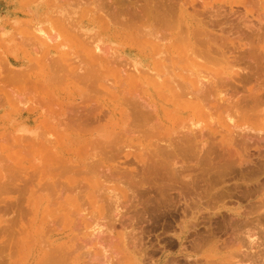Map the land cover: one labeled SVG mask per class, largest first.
<instances>
[{
	"label": "rangeland",
	"instance_id": "rangeland-1",
	"mask_svg": "<svg viewBox=\"0 0 264 264\" xmlns=\"http://www.w3.org/2000/svg\"><path fill=\"white\" fill-rule=\"evenodd\" d=\"M66 1L68 2V0ZM66 1H56L39 4L34 0H0V264H43V253H49V257H51L53 250H57V252L59 250V253H56L55 255L61 256L65 252L67 247L74 243V241L70 239L77 234L76 231H73L74 229H70L67 223V216L70 212H72V210H74L77 206L81 205L84 202L82 204L83 208V205L85 206L86 201H88L87 196L89 194L90 187L89 179H91L92 175H89V172L86 175L87 170L85 171L83 169H80L83 162L82 160H84L86 163L99 160L97 161V164H99V168L101 166L105 167L108 165H116V163H119L121 165V162L124 163L125 161L122 156V159L120 158V160H117L116 162H112L110 160L109 162L107 161V159H104L105 156L101 157L99 156V154L98 156L97 154H95L99 151V149L97 148L98 146L95 147V144H93L96 148L95 149L93 145H90L92 144V142L90 143V141L93 139L90 136L95 131L94 129L98 126V124H93L90 121L98 112H100V110L105 111L104 106L106 102L112 101L114 95L112 96L111 92H104V90H102L101 92L99 91L100 93L98 92V94H96L95 92H97V90L95 88H92L94 87V85L90 84L89 82L88 84H90V86L88 87V84H85L87 83V81H84L82 83V79L77 80L69 77L67 79L64 78L65 80H63L62 82V80H59L61 79V74L57 72L58 69H56V66L58 63H61L63 59L68 64L71 63L74 66H77V54L81 52V43L83 42V39L86 38L87 35H94L97 33V31L107 29H109L113 34L112 46L114 48V51L123 53L124 55H128V57L131 58L134 57L133 61L138 59V51H148L152 48L150 39H147L149 37H145V35L139 31L140 29H142V21L139 19L140 17H138V15L142 16L141 11L143 9L141 8H143V2H139L137 0H70L72 3L70 1L69 3H67ZM191 3L194 5V11L197 10L200 12L204 9H211L219 4H223L228 8H234L239 4V0H189L187 5V8H189L187 9V14H185V20L192 30L195 29V32L198 30L201 31L209 28L210 21L209 19L201 16L200 13L202 12H198L200 15L195 16L196 14H193L195 12L192 11L193 7L191 6ZM235 9L236 8H234V10ZM36 14L37 16H35ZM61 14H66L65 16L63 15V18L69 19V21H66L65 23L63 21L61 22V19H59V16H61ZM223 15L221 14V17L212 19L216 20V22L220 26L215 27L214 29L211 28L212 30L209 29L213 32L214 36L217 37V44L215 46V49H220V51L226 52L227 50H232V48H247L251 45H254V48L257 51L264 49V29H259L257 27V22L250 14L246 18L243 15L242 18H240L241 16L238 18L237 16L229 18L227 12H225V14L223 13ZM57 20L60 23H55L57 22ZM221 22L222 24H219ZM52 23L54 25H52ZM38 27H41L49 35L52 34L53 38L55 36H58V34L56 31H51V29H61V36H58L57 40L49 41L46 37L36 32V29ZM94 36L96 37L97 35ZM177 45L178 47H180V50H178V48L174 49V71L178 74V76L180 75L185 82H188L189 79H191L190 72H196L200 76L206 77L208 82L216 81V90L214 88L213 91L217 95H219V98L215 99H220V102L215 110L207 111L203 108V112H205V118H203V121L201 123V129L197 130L200 133H198L199 137H197L195 141L199 145H203L204 143V149L198 150L200 153H197L195 157L192 155L190 156L194 158V160H192V158L188 156L189 154L186 155L189 159L185 158L186 156L183 155L184 153L180 152V148H178L180 149V151H176L179 152L180 156L176 155L177 153L174 151L177 149H174V147L177 148L180 145L179 144L177 146V143L176 145L173 144L175 145L174 147L173 145L170 146L169 149H171L170 151H172L170 153V156H172L173 154L174 156L172 157L176 159H174L176 162L180 161V163L178 162L180 165L174 162L176 166H174V164L172 166L171 164L173 161L170 160L171 157L167 158V156L165 155V157L169 159V161H171V164L167 165L169 162H166L167 160L164 158V156L162 159L161 154L163 153H161V151V157L159 156L158 160L155 161L154 159L153 162L151 161V164L150 161L146 160V158L151 154L149 152L151 151L153 153V151H155V147H153L152 143L158 140L156 137H167L168 139L175 136L176 133L174 132H176V130L175 128H172V124L166 125V127L164 128L156 127L153 131L154 133H151L149 136L136 137L135 140L130 143V145H132V150L128 151L130 153H132L131 151H134L132 155L134 154L138 158L133 159V157H130L128 160H131V164L128 163V165L126 164L125 167L128 169H134V171L136 169L137 172L139 171L137 175H141L137 176V178L135 177V174L134 177L137 181L135 180V182H133L134 186L128 188L123 187L124 189L121 191L120 196L121 200H123L122 202L125 204L126 201H129L128 203H126V207L123 204V208H125L123 209L124 211H121V215L124 216H122V221L126 222V225H124V223L122 222L123 227L128 225L127 223L129 222V219L130 224L132 225L131 227L128 226L130 229H128V227L123 228L122 226L118 225L119 227L117 226V229H115L113 232L114 234H112V236H114L113 241L116 244L115 239L116 241L118 240L117 243H121H119V247H123L124 244L121 242V239L127 246L128 244L126 243H130L132 241V237L133 239L135 237L136 242L140 243L139 245H137V247L142 246L141 248H144L148 252V254L146 253L144 255V250H141L138 247L137 250L135 249L136 251L134 250V253L132 250V245L130 247V244H132L133 242L130 243L127 247H130L131 249L127 248V252L131 254V264H142V261L146 260L147 256L149 259H151L149 260L147 258V260L144 261L143 264H168V261H171L172 259L173 261L170 262L172 264H190L191 262V264H195L198 259L201 261L203 260L202 262H204V264H211L206 263V261H213V264L214 262H216V264H221L222 262L224 264H233L234 261L237 263V260H235L234 257L239 256L235 253H239L240 251L241 254V250L242 252H246L244 253L245 255L241 254L243 258L245 257V260H240L239 258V262L245 261L244 263L246 264H264V219L263 217H261L264 214H260V216H258V214L262 213V211L264 210L263 206L260 205L261 200L264 201V142H262L261 145V142L258 141V143H256L257 141L252 140L253 143H251L250 139L252 138V134H249L247 130L241 127L244 126L245 128L247 124H249L250 120L249 117H246L247 115L250 116V114L252 115L253 113H255L253 114L255 116L256 114H258V111L256 112L255 109L250 110L251 113L248 109L249 114H247L248 111L245 109V99L240 98L243 87L246 86V89H248L252 84L247 82L248 84L240 85V83L234 82L231 85H221V82H223L224 80H234L236 76L243 71V65L234 62H228L221 56L220 53H208L205 51L204 47H194V50L191 51L190 47H188L187 45V42H183L180 45ZM168 62L170 64L168 66H171V61ZM191 62H193L197 66V68L191 71H187V69L189 68L187 67V64ZM113 66H116V64ZM12 70L14 74L11 75ZM107 71L108 73L104 71L105 74L111 76L112 71L109 68ZM182 78L177 79V81L180 82V85L183 81ZM174 83L172 84L174 85ZM145 87L146 86L144 84L138 83L129 88L131 91L141 92ZM237 91L240 93L238 96L236 95ZM172 94L173 93H171V91H168L164 96H156V98H182L173 96ZM89 99H91L92 102H90ZM92 106L94 107L92 108ZM248 107L249 106H247L246 108ZM260 109H262V107ZM91 112L94 114V116ZM90 114L93 116L92 119V116ZM184 117H186V115ZM231 119L233 121H231ZM105 120L106 117L102 120L101 123L104 124ZM228 120L231 122V124ZM84 121H86V123ZM88 121L93 124L95 128H92L93 126L91 124H88V126L92 127L87 128ZM82 123L85 124L83 125ZM227 125H229V127ZM83 126H85V129L82 128ZM239 127V130L236 129ZM241 129L243 131V134L241 133ZM236 130L239 131L238 133L240 135L236 133ZM195 133L197 132L195 131ZM235 134L238 135L236 136ZM241 134L244 135V138H247H245L246 140H249L247 142H244L246 140L243 139L242 141ZM247 135H250L251 138H248L249 136ZM236 139H239V141ZM235 143L239 144L236 145L238 146L239 150H237L238 148H236V146L234 145ZM216 144L219 145L217 146ZM219 146L223 149L224 147L226 148L232 146V149L234 148L233 152L231 151L232 149L230 147L229 149H231L230 151L233 153V156L232 154V157L230 155L228 156L226 152L223 151V149L219 148ZM258 146L263 147L259 148ZM218 150L220 153H222L223 156L219 154ZM234 150L236 153L234 152ZM91 151L92 155H90ZM237 151L241 152L237 153ZM163 152H166V154L168 153L169 155V151ZM259 153L262 154L259 156ZM93 155L96 157L93 158ZM181 155L185 156V159ZM200 155H203V157ZM247 155H249L248 157L251 160L245 158ZM198 156H200V160L201 157L202 160L204 159V162L201 160L203 164H197L200 161H196L198 159H196V157ZM215 156L220 157H218L219 159H217V157ZM230 157L235 162L237 160L238 165L236 163V165L233 164L234 162L230 159ZM139 158L147 161L146 167H152L153 165H155L152 163H157V166L166 164L165 166L167 169L172 166L174 167V170L171 167V169L169 168L171 172L168 170L169 172L167 171V173L164 170L163 165L161 167L163 168L164 172L160 171L161 167H156L160 171L159 174H161L162 178L160 177V175L157 176L158 170L154 167L153 169L155 171V175L154 171L152 172L151 170L152 168H148V173H146L147 169L146 171L145 169L141 170L142 172H144V174L142 175L140 170H138L141 168L138 167L139 165H137V160ZM186 159L189 160V163ZM190 159L192 160V162H190ZM239 159L245 162L240 163L241 160ZM160 160H163L165 163H163V161L160 162ZM79 161L81 164L79 163ZM194 161H196V163ZM207 163L209 165H207ZM229 163L231 164V166L234 165V167H229L227 165ZM219 165L221 167H219ZM226 165L230 169L227 168ZM68 166L72 168L69 169ZM116 166H118V164ZM184 166L188 169H186ZM78 167L81 171L83 170L85 172H79ZM192 167H194V169ZM208 168L212 169L208 170ZM248 168L250 171L248 170ZM196 169H201L200 171L205 176H203V174L200 175V171L198 172ZM202 169H206V172H203ZM224 170L226 171V173L223 172ZM174 171H176L177 173ZM219 171L223 172H221V175L223 174V176H221L220 174L219 176H217ZM229 171H234V173L231 172V175ZM75 172L78 173L76 174ZM178 172L180 174H178ZM242 172H245V176L243 177V179L242 176L244 174ZM163 173L169 175L171 173V177L165 174L166 176H168L167 179V177L163 175ZM215 173H217V175ZM240 173L243 175L241 176ZM225 174L227 175V177L224 176ZM175 175L177 176L174 177ZM212 175L217 180H219L220 177H224L223 180L229 177L230 182H227L225 180V182H220H224V184H216L217 182H214L217 180H214V178H212V181L211 179L209 180V176L211 178L213 177ZM253 176L255 178H257L258 176L260 177L255 180ZM196 177H198V181ZM251 177H253V179H251ZM170 178L174 179L171 180ZM194 178L195 180H193ZM155 179L156 181L159 180V182L157 181L158 184ZM169 179L170 181H168ZM176 179L180 180L176 181ZM207 180L209 181V183H207ZM182 181L187 182L186 184L190 182L188 190H192L191 192L189 191V194L193 192V196L190 194L192 198L188 196V201L186 198L187 195H185L188 194V191H185L187 190L185 188L186 185L185 187H183L185 183H183ZM55 182L57 186L55 185ZM146 182L149 184H147ZM108 183H110L108 185H115L113 182ZM167 183L170 186H174V188H179L177 189L179 191L175 190L176 188H173V191L170 190V186H168L169 190L166 187H163L166 186L165 184ZM193 183L196 184L197 188L200 185L199 188L197 189L195 186H193L195 185ZM161 184L162 186L160 187ZM213 184H215V187L213 186ZM232 184L236 187H233ZM46 185L47 187H45ZM85 185L88 188L85 187ZM203 185H205L204 189ZM228 185L229 187L231 186L235 188H229V190H234L233 192L224 190L225 186H227L228 188ZM48 186L51 189H49ZM191 186L193 189H191ZM250 186L257 189L256 192H254L255 189L253 190ZM157 187H160V189ZM182 187L183 189H185L184 191ZM211 187L213 188L209 191V188ZM246 187L249 189L251 196L253 195L252 198L251 196H249L250 193L249 195L247 194L248 192H245L244 194V190L247 189ZM70 188L72 191L70 190ZM132 188H134V193L131 192ZM143 188L146 190H144ZM155 188H157L158 190L156 189V191ZM84 189L87 190L85 191ZM126 189L130 191H127ZM136 189H138V191ZM162 189L166 190V193ZM206 189L207 191H209V194L205 195L207 197L204 199L203 197ZM69 190L71 191V193H69ZM159 190L160 192L165 193V197H167V193L170 192L168 194L170 196L168 197L170 200L174 199L173 202L170 201L168 197L165 198L164 194H162L164 199L160 198L162 196L160 192L158 193ZM123 191L125 192L123 193ZM182 192H184L183 195ZM218 192H220L221 195H223L224 193H226L227 195L229 193L231 195V193H233L235 197L233 194V196L231 195L230 198H224L228 197L229 195L224 196L222 197L224 200L220 199L223 202H220L219 198L221 197H219L220 194H217ZM221 192H223V194ZM199 193L203 194H201L202 197H200L201 195ZM195 194L200 199L196 196L194 197ZM216 195H218L219 198ZM245 195L246 197L248 195V197H244ZM130 196L132 197L130 198ZM210 196L213 198H217L218 201L222 203L219 205L216 203L217 205H215L218 207H215L216 209L214 208L213 211L209 208H213L212 206L215 202L212 200H214L215 198L210 200ZM149 198L150 201L147 202V204L149 205H147L145 202L147 199L149 200ZM60 199H62L63 202H60ZM156 199L162 200L157 201ZM166 200L169 203H167ZM198 200H200V202ZM151 201L152 204H150ZM194 201L196 202V204ZM209 201L212 203H210ZM130 202L133 206V210L131 208ZM163 202L164 204L167 203L168 207L171 202L173 203L170 204V207H172L168 208L170 211H168V209L166 208L167 205H165L166 207L163 206L164 204L162 205ZM251 203H254L253 206ZM258 204L260 206H258ZM206 205H209V208H206ZM145 206L150 207L151 210H149V208L146 209L147 207L145 208ZM246 206L249 207V209L246 208ZM255 206H257L259 212L258 210H256ZM151 207H155V209ZM162 207H164L165 209H162ZM84 208H86V206ZM141 209L149 210V213H151L153 210H157V213L159 215L161 213V217L159 216L160 218H156V220L152 223L150 222L148 225H145L141 222L143 221L142 216L144 215V210L142 211ZM196 209L198 211L200 210V212H197ZM250 209L252 210L250 211ZM253 209H255L256 211ZM135 210L140 212L137 213L138 215H136L138 221V216L141 215V224L139 223L140 227L138 225L137 218L131 216L134 215L133 213H135ZM125 211H128L129 214ZM244 212H248V215ZM216 213H218L219 216ZM169 214H172V216H170ZM229 215L231 216V218ZM162 216L164 217L162 218ZM256 216L260 217L261 219H257ZM58 217H60L59 219L61 220H59ZM127 217L129 218L127 220L128 222L125 220V218L127 219ZM57 219L61 222H59L60 224L57 222ZM228 219H232L231 222ZM189 221H191V223ZM256 221H260L261 224H258ZM188 222L191 225L187 224ZM232 222L233 225L231 224ZM250 222H252L251 226ZM192 223L198 224L197 227L194 225V227L190 229V231L195 229L194 232L192 231L190 233L188 231V227L193 226ZM142 224L145 227H142ZM58 227L60 228V230ZM126 228L128 231H125L127 232L124 231V229ZM231 228H233V230ZM64 231H66V234L63 233ZM210 231L211 233H208ZM141 232H143L144 234ZM128 233L129 236L130 234L134 233L132 234V237H130L131 241L130 238H128L129 240H123L125 236H128ZM192 233H194L195 235ZM243 233L246 235H244ZM70 234V238H63L64 236ZM208 234L215 236L212 237ZM216 234H218L217 237ZM249 234L253 235V244L248 243L249 241L247 240V238ZM191 235H193L194 237ZM219 236H221L223 239ZM209 237H212L214 239L208 241L209 239L207 238ZM224 238H226V241L224 240ZM195 239L198 241H196ZM205 239H207L206 242L208 241V245L205 243ZM241 239H243V241ZM200 240L204 242H199ZM193 241L196 242V245L198 242L201 244L195 246L193 245L195 244ZM224 241L228 242L225 243ZM159 242L161 244H159ZM240 242L242 243L241 246L239 244ZM220 244L221 246L222 244H224V247H221ZM133 245L135 246V242L133 243ZM243 245L245 246L243 247ZM218 246L220 247L218 248ZM196 247H198V249ZM245 247H248L249 250ZM194 248L197 249L196 251L200 250L199 253L195 252ZM75 249H77L76 246L73 248L71 247L69 250L73 252V250ZM130 251L133 253V255ZM146 251H144V253ZM247 252L253 253H248L250 254L248 256ZM254 252H256L255 255H253ZM136 253L138 254L136 255ZM140 254L141 257L143 255L144 256L140 258ZM230 254L231 258L228 257ZM247 256L248 258L246 259ZM144 257L145 259H143ZM206 257H208L207 260ZM51 259L52 258H50V260ZM189 259L190 263H188ZM192 259H195L196 261H193ZM230 259H233V262ZM236 259L238 258L236 257ZM86 261V259H81V261H74L71 256L69 257V260H66V262L58 261L57 264H87L85 263ZM109 261L110 260H108V262ZM242 262L241 264H244Z\"/></svg>",
	"mask_w": 264,
	"mask_h": 264
},
{
	"label": "bare ground",
	"instance_id": "bare-ground-1",
	"mask_svg": "<svg viewBox=\"0 0 264 264\" xmlns=\"http://www.w3.org/2000/svg\"><path fill=\"white\" fill-rule=\"evenodd\" d=\"M14 1V0H13ZM36 2H38L39 4H45V3H49V2H64L66 0H34ZM70 0H68L67 3H69ZM75 1V0H74ZM77 1V0H76ZM85 1V0H84ZM103 1V0H102ZM106 1V0H104ZM109 1V0H108ZM124 1V0H122ZM126 1V0H125ZM137 1H141L143 2V9L141 11L142 13V16L138 15V17H140L139 19L142 21V29H140L139 31L141 33H143L145 35V37H149L147 39H150V42L152 44V48L148 51H138L137 55H138V59H136L135 61H133L134 57L131 58V57H128V55H124L123 53H119V52H116L114 51V48L112 46V39H113V34L110 32L109 29L107 30H101V31H97L96 34L94 35H97L96 37L94 35H90V36H86V38L83 39V42L81 43L82 45V49H81V52L77 54V61H78V64L77 66H74L73 64L71 63H67L64 59L62 60L61 63H58L57 64V68L58 69V73L61 74L60 77L61 79L59 80H65L67 78H72V79H77V80H80L82 79L83 81H81L82 83L84 81H87V83L85 84H88L90 82V84H93L94 87L92 88H95L97 90V92H94L96 94H98V92L104 90L107 91V92H111L112 96L114 95V98H112V101H107L104 108H105V111H102L100 110V112H98L94 118L93 116L91 117V121L93 124H98V126L95 128L93 124H91L89 121L87 123V126L88 124L92 125V126H88L87 128H95L94 132L91 134V138L95 139V140H91L90 143L92 142V144H90L91 146L93 144H95V147H97L99 149L98 152H96L95 154H99V156H105L104 159H107V161H112V162H116L117 160H120V158L122 159V156L124 158V163L121 162V165L119 163H116V165L118 164V166L116 165H108V166H105V167H100L99 168V164H97V161H93L94 162H88L86 163L84 160H82V164H81V167L80 169H83V170H87L86 171V175L88 174L89 172V175L91 174L92 177L91 179H89V183H90V187H89V194H88V201H86L85 203V206L86 208H84L85 206L83 205V208H82V203L81 205L77 206L74 210H72V212H70L67 216V223L70 227V229H74L73 231L77 232L76 236L74 235L73 238H71L70 240L74 241L73 244L69 245V247H67V249L65 250V252L60 256H56L55 254L59 253V250L57 252V250H53L52 251V254H51V257L49 253H46L44 252L43 253V264H47V263H51V264H57L58 261H62V262H66V260H69V257L72 256V259L74 261H81V259H86L87 261L85 263L87 264H131L130 262L132 261L131 259V254L127 252V246L130 244V243H134L135 242V246L132 244H130V247L132 245L133 247V252L135 253V251L138 249L137 245H139L140 243L136 242L135 240V237L133 239L132 237V234H130L129 236V233H128V236L125 238L124 236V239L123 240H126L130 237H132V241H131V238H130V243H126L128 244L127 246L125 245V243L122 241L121 239V242L126 246H124L123 244V247L120 246L119 247V243H117L116 239H115V242L116 244L114 243V236H112V234H114V230L117 229V226H122L123 227V223L124 225H126V222H123V218L121 215V211L126 207V203H128L129 201H126L125 204L122 202L123 200H121V191L125 188V187H133L134 183L135 182V177L141 175H137V172L136 169L134 171V169H128L125 167V165L128 163L131 162V160H128L130 157H133V159H136L138 158L137 156H135L134 154L132 155V153H134V151H131L132 153H130L128 150H132L130 143H132L136 137H139V136H149L151 133H154V129L156 127L158 128H164L166 127V125H170L172 124V128H175L176 133L175 136L173 137H170L167 139V137H163V138H158L156 137L157 141H155L154 143H152L153 147H155V151H153V153L150 151L149 153H151L147 158L146 160L147 161H150V164H151V161L153 162V160L155 159L158 160L159 156L161 153L162 155V159H163V156L164 158L167 160H165L166 162H169L167 165L171 164V161L172 162V166L174 164V162L176 164H179L180 161L176 162L175 158L172 157L174 156L172 154V156H170L171 152L170 151L171 149H169L170 146H172L173 144L176 145L177 143V148L174 147L175 145H173L174 149H177L175 150L174 152L176 151H181L182 153H184L183 155H188L189 157L192 155V156H196L197 153H200L198 150H203V145H199L196 143V138L199 137L198 136V132L197 130L201 129V123L203 121V118H205L204 116V113L203 112V108L206 109L207 111H210V110H215L216 107L219 105V102H220V99H215V98H219V95H217L213 90L215 88V82H208L207 78L206 77H203V76H200L199 74H197L196 72H190V77L191 79H189L188 82H185L184 79L180 76H178V74L174 71V66H175V63H174V49H177L180 50V47H178L177 44H181L183 42H187V45L188 47H190V50L193 51L194 50V47H204L205 48V51L208 52V53H220L221 56L223 58H225L228 62H234V63H238V64H242L243 65V71L238 74L236 76V78L234 80L232 79H228V80H224L223 82H221V85H231L232 83L234 82H237V83H240V85H243V84H248L247 82H249L251 85V87H249L248 89H246V86L243 87L242 89V92H241V96L240 98H244V102H245V109L248 111L250 110H256V112L258 111V114H256L255 116L253 114L252 115L250 114V116H248L247 114H249V111L248 113L245 115L246 117H249V124H247V126L244 128V126H241L243 129L247 130V132L250 134H252V138H255V139H252L250 135H247L249 136L248 138H251V143L252 140L253 141H257L256 143L261 142V145H262V142H264V49L262 50H259L257 51L255 48H254V45H251L250 47H247V48H232V50H227L226 52L225 51H220V49H215V46L217 44V37L214 36L213 32L210 31L212 30L211 28H215V27H219L220 25H218V23L216 22V20H212V19H216L218 17H221L220 15L223 13L225 14V12H227V14L229 15V18H233V17H240L242 18V15L246 18L249 14L254 18V20L257 22V27L259 29L263 28L264 29V0H239V4L236 5V8L234 10L233 7H225L223 4H219L211 9H204L203 11H200L202 13H200L199 11H194V5L192 4L191 6L193 7V14H196L195 16H199L201 14L202 17L204 18H207L209 19V25L210 27L205 29V30H198V31H195L191 29V27L188 25V23L186 22V16L185 14H187L186 12L188 11L187 9V5H188V2L189 0H137ZM71 2V1H70ZM66 3V4H67ZM72 3V2H71ZM195 4V3H194ZM111 5V4H110ZM197 5V4H196ZM139 7V6H138ZM137 7V9H138ZM142 7V6H141ZM227 8V10H226ZM200 14H199V13ZM198 13V14H197ZM63 15L65 16L66 14H61V16H59V19H61V22L63 21L64 23L66 21H69V19H65L63 18ZM37 16V14L35 15ZM225 16V15H223ZM47 17V16H46ZM55 23H60L58 20L57 22ZM68 24V23H66ZM219 24H222L219 23ZM52 25H54L52 23ZM210 29V30H209ZM209 30V31H208ZM51 31H56L58 36L60 37V32H61V29H51ZM36 32L40 33L41 35H43L44 37H46L49 41H52V40H57V37L58 36H55L53 38L52 34L49 35L46 31H44L41 27H38L36 29ZM256 50V51H255ZM229 53V54H228ZM228 54V56H227ZM136 57V56H135ZM168 61H171V66H168L170 65ZM116 66H113L115 65ZM83 65V66H82ZM170 67V68H169ZM187 67H189L187 69V71H191V70H194L197 68V66L191 62L189 64H187ZM108 68L112 71V74L111 76H108L106 73H108ZM112 68V69H111ZM106 69V70H105ZM11 70V69H9ZM103 71V72H102ZM105 71V72H104ZM20 72V71H18ZM9 74H10V71H9ZM14 74L13 70L11 71V75ZM16 74V73H15ZM18 76V75H16ZM65 78V79H64ZM182 78V83L181 82V85H180V82L177 81V79H181ZM176 81V82H175ZM176 85H175V83ZM138 83H142L144 84L146 87L143 88L144 90L139 92V91H131L129 87H132L134 84H138ZM174 83V85L172 84ZM90 84H88V87L90 86ZM183 84V86H182ZM87 86V85H86ZM92 86V85H91ZM97 86V87H96ZM101 89H99V88ZM232 87V86H231ZM110 89V91H109ZM213 92H212V91ZM216 90V88H215ZM168 91H171V93H173L172 95L173 96H176V97H182V98H156V96H164L166 92ZM99 92V93H100ZM240 92V90H239ZM238 91L236 92V95L238 96L240 93ZM103 93V92H102ZM101 93V94H102ZM246 93V95H245ZM89 98V97H88ZM90 102L91 99H89ZM94 104V103H92ZM91 104V105H92ZM247 106H249L248 108H246ZM94 106H92L93 108ZM262 107V109H260ZM84 108V107H83ZM78 109V108H77ZM260 109V110H258ZM85 110V109H84ZM83 111V110H82ZM89 111V110H88ZM251 113V111H250ZM89 115V116H90ZM186 115V117H184ZM84 116V115H83ZM87 116V115H86ZM106 117V120H105V123L102 124V120ZM229 117V116H228ZM89 118V117H88ZM89 120V119H88ZM230 120V118H229ZM228 120V121H229ZM231 121H233L231 119ZM86 123V121H84ZM230 122V121H229ZM84 123V124H85ZM83 124V123H82ZM81 124V126H82ZM83 124V125H84ZM101 124V125H100ZM229 124V123H228ZM231 124V122H230ZM226 126V125H225ZM229 127V125H227ZM80 127V126H79ZM232 127V126H231ZM236 127V126H235ZM82 128L85 129V126H83ZM98 128V129H97ZM179 130H178V129ZM234 129V128H232ZM236 129H240L239 128H236ZM83 130V129H82ZM178 130V131H177ZM236 130L238 133L239 131ZM195 131L197 133H195ZM223 132V131H222ZM233 132V131H232ZM242 129H241V133H242ZM246 132V131H245ZM246 132V133H247ZM173 133V134H174ZM197 135H195V134ZM202 133V132H201ZM235 133V132H234ZM239 134V133H238ZM238 134H235L236 136ZM243 134V133H242ZM242 141L243 139H245L242 135ZM202 135V134H201ZM233 135V134H232ZM240 135V134H239ZM246 136V134H245ZM240 137V136H239ZM202 138V137H201ZM200 138V139H201ZM199 139V138H198ZM247 139V138H246ZM245 139V140H246ZM234 140V139H233ZM239 141V139H236ZM249 140V139H248ZM248 140L244 141V142H247ZM232 141V140H231ZM48 142V141H47ZM234 142V141H233ZM238 143V142H237ZM250 143V142H249ZM48 144V143H47ZM50 144V143H49ZM151 144V143H150ZM232 144V143H231ZM246 144V143H245ZM244 144V145H245ZM88 145V144H87ZM165 145V146H164ZM217 145V144H216ZM219 145V144H218ZM217 145V146H218ZM235 146L236 145H239V144H234ZM233 145V146H234ZM241 145V144H240ZM151 146V145H150ZM201 146V148H200ZM248 146V145H247ZM94 147V145H93ZM94 147V148H95ZM231 149H232V146H229ZM229 147H224V149L222 147L219 146V148L223 149V151L226 152V154L229 156H233V149H229ZM246 147V146H245ZM259 147V146H258ZM263 147V146H262ZM262 147H259V148H262ZM180 148V149H178ZM200 148V149H199ZM236 148H238V146H236ZM250 148V146H249ZM96 149V148H95ZM97 149V150H98ZM135 149V148H134ZM220 149V150H221ZM226 149V150H225ZM241 149V148H240ZM137 150V149H136ZM173 150V149H172ZM232 152H231V151ZM239 150V148L237 149ZM260 150V149H259ZM161 151V153H160ZM163 151H169V155L168 153L166 154V152H163ZM191 151V152H190ZM205 151V150H204ZM203 151V152H204ZM222 151V152H223ZM264 151V150H263ZM196 152V153H195ZM219 152V150H218ZM231 152V153H230ZM235 152V150H234ZM241 151H237V153H239ZM257 152V151H256ZM177 154L176 155H179V152H176ZM181 153V154H182ZM194 153V154H193ZM236 153V152H235ZM94 154V155H95ZM202 154V152H201ZM219 154L222 155V153L219 152ZM243 154V153H242ZM262 154V153H261ZM259 153V156L261 155ZM264 154V152H263ZM90 155H92V151L90 153ZM93 155V158L96 157ZM109 155V156H108ZM131 155V156H130ZM165 155L168 157H171V161H169V159H167L165 157ZM181 155L183 158L185 156ZM218 155V154H217ZM220 155V156H221ZM235 155V154H234ZM252 155V154H251ZM144 156V155H143ZM180 156V155H179ZM188 156H186L185 158H187ZM203 157V155H200ZM196 157V161L198 162L200 159L199 157ZM218 156V157H220ZM223 156V155H222ZM221 156V157H222ZM231 156V157H232ZM249 155H247L245 158L251 160L249 157ZM257 156V155H256ZM161 157V156H160ZM202 157H201V160H202ZM217 157V156H215ZM214 157V158H215ZM217 157V159H219ZM230 157V159L233 161V159ZM258 157V156H257ZM173 158V159H172ZM184 158V159H185ZM192 158V157H190ZM260 158V157H259ZM86 159V158H85ZM175 159V160H174ZM189 159V158H187ZM186 159V160H187ZM216 159V158H215ZM224 159V158H223ZM222 159V160H223ZM237 159V158H236ZM88 160V159H87ZM96 160V159H95ZM144 160V159H138L137 160V165H139L138 167H140L141 169H138L140 170V172L142 173V175L144 174V172H142L141 170L147 169V172L148 173V168H152V172L154 171L153 167L156 168V167H161L163 166L164 167V170L167 172L169 170V168L171 169V167H169L168 169L166 168V164H163V165H160V166H157L158 164L157 163H152V164H155V165H150L152 167H146L147 166V161ZM179 160V159H177ZM181 160V159H180ZM184 160V161H186ZM191 160V159H190ZM192 160H194V158H192ZM192 160L190 162H192ZM201 160L197 163L200 165L203 164L201 162ZM204 160V159H203ZM202 160V161H203ZM241 160V159H239ZM109 161V162H110ZM163 161V160H162ZM160 160V162H162ZM188 163H189V160H187ZM196 161H194L196 163ZM217 161V160H216ZM231 161V162H232ZM85 162V163H84ZM101 162V161H100ZM105 162V161H104ZM159 162V163H160ZM204 162V161H203ZM220 162V161H219ZM225 162V161H224ZM223 162V163H224ZM234 162V163H233ZM232 163L233 164H237L238 165V162L236 160L233 161ZM244 163L245 161L241 160L240 163ZM106 163V162H105ZM149 163V162H148ZM163 163H165L163 161ZM217 163V162H216ZM226 163V162H225ZM228 163V162H227ZM239 163V165H240ZM131 164V163H130ZM134 164V163H133ZM235 164V165H236ZM252 164V163H251ZM70 165V164H69ZM105 165V164H104ZM180 165V164H179ZM182 165V164H181ZM205 165V164H204ZM207 165H209L207 163ZM229 167L231 166V164H227ZM226 165V166H227ZM242 165V164H241ZM149 166V165H148ZM174 166H176L174 164ZM178 166V165H177ZM225 166V167H226ZM227 166V168H229ZM245 166V165H244ZM69 167V166H68ZM78 167V169H79ZM146 167V168H145ZM183 167V166H181ZM179 167V168H181ZM185 167V166H184ZM217 167V166H216ZM215 167V168H216ZM219 167H221L219 165ZM231 167H234L231 166ZM72 167H69V169H71ZM166 168V169H165ZM186 169H188L187 167H185ZM194 169V167H192ZM191 168V169H192ZM199 168V167H198ZM79 169V172L81 171ZM157 169V168H156ZM162 169V170H161ZM172 169L174 170V167H172ZM177 169V168H176ZM183 169V168H182ZM190 169V170H191ZM212 169V168H211ZM208 168V170H211ZM226 169V168H225ZM230 169V168H229ZM227 169V170H229ZM231 169H234V168H231ZM242 169V168H241ZM245 169V168H244ZM247 169V168H246ZM68 170V169H67ZM82 170V171H83ZM149 170V171H151ZM158 170V169H157ZM163 168L161 167L160 168V171H163ZM178 170V169H177ZM189 170V171H190ZM198 172L201 170H198L196 169ZM203 170V169H202ZM206 170V169H205ZM205 170H203V172H206ZM249 170V168H248ZM69 171V170H68ZM81 171V172H82ZM83 171V172H85ZM158 170V175H160L161 177V174H159L160 172ZM170 171V170H169ZM168 171V172H169ZM179 171V170H178ZM194 171V170H193ZM236 171V170H235ZM250 171V170H249ZM73 172V171H72ZM136 172V173H135ZM167 172V173H168ZM171 172V171H170ZM176 172V171H174ZM181 172V171H180ZM184 172H185V169H184ZM187 172V171H186ZM215 172H218V171H215ZM222 172V171H221ZM221 172L219 171L218 175L217 173H215L217 176H219V174L221 175ZM224 173H226V171L224 170L223 171ZM222 172V173H223ZM230 172V171H229ZM234 173V171H231ZM230 172V173H231ZM76 173V172H75ZM78 173V172H77ZM76 173V174H77ZM157 173V172H156ZM177 173V172H176ZM201 173V174H200ZM200 175H202L203 173L200 171ZM243 173V172H242ZM245 173V172H244ZM243 173V174H244ZM260 173V172H259ZM83 174V173H82ZM136 174V176H135ZM166 173H163V175H165ZM178 174H180L178 172ZM182 174V173H181ZM214 174V173H213ZM229 174V173H228ZM239 174V173H238ZM243 174L240 173V175L242 176ZM80 175V174H78ZM151 175V174H149ZM154 175H155V171H154ZM162 175V176H163ZM166 175H169V174H166ZM165 175V176H166ZM171 175V173H170ZM169 175V176H170ZM230 175V174H229ZM228 175V176H229ZM232 175V173H231ZM264 175V174H263ZM135 176V177H134ZM145 176V175H144ZM177 175H175L174 177H176ZM195 176V175H194ZM198 176V174H197ZM203 176H205L203 174ZM213 176V175H212ZM223 176V174L221 175ZM224 176L227 177V175L225 174ZM245 176V174L242 176V179L243 177ZM87 177V176H86ZM156 177V176H155ZM159 177V178H160ZM167 179H168V176H166ZM171 177V176H170ZM200 177V176H199ZM234 177V176H233ZM254 177V176H253ZM253 177H251V179H253ZM260 177V176H258ZM257 177V178H258ZM88 178V177H87ZM138 178V177H137ZM145 178V177H144ZM154 178V177H153ZM158 178V179H159ZM162 178V177H161ZM197 178V181H198V177ZM212 178H210L209 176V180L211 179L212 181ZM224 177H220L219 180L215 179L214 180H217L215 181L214 183L216 184H224L225 180L227 182H230L229 180V177L225 180H223ZM232 178V177H231ZM230 178V179H231ZM236 178V177H235ZM239 178V177H238ZM255 178V177H254ZM255 178V180L257 179ZM171 180H173L172 178H170ZM170 179L168 181H170ZM204 179V178H203ZM202 179V180H203ZM222 179V180H220ZM241 179V178H240ZM248 179V178H246ZM250 179V178H249ZM250 179V180H251ZM263 179H264V176H263ZM85 180V179H84ZM134 180V181H133ZM177 180H180V179H176ZM192 180V179H191ZM195 180V178L193 179ZM206 180V178H205ZM213 180V181H214ZM229 180V181H228ZM233 180V179H232ZM56 181V180H55ZM137 181V180H136ZM139 181V180H138ZM144 181V180H143ZM156 181V179H155ZM154 181V182H155ZM159 182V180H157ZM156 181V182H157ZM161 181V180H160ZM166 181V180H165ZM208 181V180H207ZM219 181V182H218ZM221 181H224L223 183H220ZM234 181V180H233ZM238 181V180H237ZM246 181V180H244ZM81 182V181H80ZM107 184H106V183ZM108 182H113L115 185H108L110 183ZM148 182V181H147ZM146 182V183H147ZM157 182V184H158ZM164 182V181H163ZM172 182V181H171ZM184 184L183 187H185L186 185V189H183V191L185 190L186 192L188 191V194H185L187 195V201H188V196H190V194L192 195V193L189 194V191L191 192L192 190H188V187H189V183L186 184L187 182H184L182 181ZM181 182V183H182ZM194 182V181H193ZM202 182V181H201ZM200 182V183H201ZM249 182V181H248ZM59 183V181H58ZM78 183V182H77ZM87 183V184H89ZM145 183V184H146ZM152 183V182H150ZM174 183V182H173ZM178 183V182H177ZM209 183V181L207 182ZM50 184V183H49ZM61 184V183H60ZM83 184V183H82ZM143 184V183H142ZM149 184V183H147ZM160 184V183H159ZM163 184V183H162ZM162 184L160 185V187L162 186ZM195 184V183H193ZM192 184V185H193ZM235 184V183H234ZM55 185L57 186L56 182H55ZM66 185V184H65ZM120 185V186H119ZM150 185H153V184H150ZM149 185V186H150ZM166 186H163V187H166L167 189L169 188L168 186H170L168 183L165 184ZM180 185V183H179ZM191 185V184H190ZM231 185V184H230ZM237 185V184H236ZM240 185V184H239ZM238 185V186H239ZM257 185V184H256ZM262 185V184H261ZM264 185V184H263ZM53 186V185H52ZM81 186V185H80ZM84 186V185H83ZM82 186V187H83ZM122 186V187H121ZM155 186V185H154ZM172 186V185H171ZM170 186V190H172L174 188V186L171 187ZM196 187V184L193 185ZM200 186V185H199ZM198 186V188H199ZM207 186V184H206ZM213 186L215 187V184H213ZM218 186V185H216ZM233 186V184H232ZM235 186V185H234ZM233 186V187H234ZM243 186H246V185H243ZM242 186V187H243ZM258 186V185H257ZM47 187V185L45 186ZM49 187V186H48ZM59 187V186H58ZM85 187H87L85 185ZM124 187V188H123ZM145 187V186H143ZM160 187H157L160 189ZM162 187V188H163ZM205 185H203V189H204ZM210 187V186H209ZM231 187V186H230ZM229 185H228V188L227 186H225L224 190H228L229 192H233L234 190H229ZM231 187V188H233ZM236 187V186H235ZM251 187V186H250ZM260 187V186H259ZM64 188V187H63ZM84 188V187H83ZM88 188V187H87ZM147 188V187H146ZM155 188V190L157 189ZM176 188V187H175ZM174 188V189H175ZM197 188V187H196ZM197 188V189H198ZM208 188V187H207ZM213 187L209 188V191L210 189H212ZM221 188V187H220ZM238 188V187H237ZM247 188V187H246ZM252 188V187H251ZM48 189V188H47ZM49 189H51L49 187ZM73 189V188H72ZM134 188H132V193H134L133 190ZM144 189V188H143ZM149 189V188H148ZM165 189V188H164ZM162 189L164 192L166 190ZM173 189V190H174ZM179 188H176L175 190H177ZM191 189L192 186H191ZM197 189H194V190H197ZM235 189V188H233ZM244 189V188H243ZM248 189V188H247ZM245 189L244 190V194L245 192L249 195L250 191L249 189L247 190ZM253 190L255 188H252ZM71 190V188H70ZM69 190V191H70ZM76 190V189H75ZM85 191L87 189H84ZM127 190V189H126ZM138 191V189H136ZM140 190V189H139ZM146 190V189H144ZM158 190V189H157ZM156 190V191H157ZM169 190V189H168ZM167 190V192H168ZM172 190V191H173ZM247 190V191H246ZM252 190V191H253ZM257 189H255L254 192H256ZM262 190V189H261ZM260 190V191H261ZM53 191V190H52ZM72 191V190H71ZM71 191L69 193H71ZM79 191V190H78ZM82 191V189H81ZM127 191H130V190H127ZM179 191V190H177ZM209 191H207L206 189V192L208 193H204V199L207 197L205 195H208L209 194ZM243 191V190H242ZM242 191H241V195H242ZM125 191H123L124 193ZM160 192V190L158 191V193ZM180 192H181V189H180ZM196 192V191H194ZM253 192V193H254ZM54 193V192H53ZM77 193V192H76ZM79 193V192H78ZM150 193V192H149ZM161 193V196L159 195L160 198L164 199V197L166 196L165 193ZM170 192L167 193V197L170 196L168 195ZM184 192H182V195H183ZM215 193V192H214ZM223 194V192H221ZM240 193V192H239ZM164 194V197L163 195ZM173 194V193H172ZM200 195L202 193H199ZM216 194V193H215ZM218 195L220 194V192L217 193ZM226 194V193H224ZM219 195V198L218 195H216L219 200L223 199L222 197L224 196H228V197H224V198H230V196L233 194L231 193V195L228 193V195ZM203 195V194H202ZM202 195L200 197H202ZM213 195V194H212ZM211 195V196H212ZM234 195V194H233ZM232 195V196H233ZM247 195V197H248ZM52 196V195H51ZM129 196V195H128ZM134 196V195H133ZM144 196V195H142ZM153 196V195H152ZM151 196V197H152ZM173 196V195H172ZM193 196V195H192ZM196 196V194L194 195V197ZM210 196V197H211ZM251 196V193L250 195ZM253 196V195H252ZM251 196V198H252ZM62 197V196H61ZM132 196H130L131 198ZM146 197V196H145ZM165 197V198H167ZM174 197V196H173ZM172 197V198H173ZM197 198H199L198 196H196ZM235 197V195H234ZM241 197V196H240ZM243 197V196H242ZM246 197V195L244 196ZM246 197V198H247ZM81 198V197H80ZM138 198V197H137ZM148 198V197H147ZM158 198V197H156ZM171 198V197H170ZM176 198V197H175ZM179 198V197H178ZM190 198H192L190 196ZM215 198V197H214ZM213 197H211L210 200L214 199ZM250 198V197H249ZM78 199V198H77ZM127 199V198H126ZM135 199V198H134ZM144 199V198H143ZM162 199H158V200H162ZM169 199V197H168ZM182 199V198H180ZM179 199V200H180ZM200 199V198H199ZM216 199V200H215ZM214 201L215 203H213L214 205L212 206L213 208H209L207 205H206V208H209V209H213L215 207H218L216 206L217 204H222L220 202H223L220 200V202L218 201L217 198H215ZM61 201L60 202H63L62 199H60ZM81 200V199H79ZM128 200V199H127ZM131 200V199H129ZM138 200V199H137ZM157 200V199H156ZM157 200V201H158ZM170 200V199H169ZM174 199H171L170 201L173 202ZM194 200V199H193ZM224 200V199H223ZM133 201V200H132ZM145 201V200H144ZM150 201V198L149 200L147 199L146 200V204L147 202ZM186 201V200H185ZM190 201V199H189ZM200 202V200H198ZM204 201V200H202ZM231 201V200H230ZM138 202V201H137ZM142 202V201H141ZM167 202V200H166ZM170 203V204H173V203ZM195 202V201H194ZM210 202V201H209ZM143 203V202H142ZM157 203V202H156ZM169 203V202H167ZM164 204V202L162 203V205L164 207H166L165 205H167V209L168 208H171L170 207V204H169V207H168V204ZM186 203V202H185ZM212 203V202H210ZM217 203V204H216ZM259 203V202H258ZM261 203L264 204V201L261 200ZM261 206H263V209H264V205L261 204ZM123 204H124V208H123ZM131 204V202H130ZM129 204V205H130ZM152 204V201L151 203ZM155 204V203H154ZM159 204V203H158ZM176 204V203H175ZM196 204V202H195ZM208 204V203H207ZM216 204V205H215ZM225 204V203H224ZM252 206L254 203H251ZM250 204V205H251ZM77 205V204H76ZM138 205V204H137ZM143 205V204H142ZM149 205V204H147ZM156 205V204H155ZM256 205V204H255ZM258 204V206H260ZM66 206V205H65ZM158 206H161V205H158ZM175 206V205H174ZM189 206V205H188ZM204 206V205H203ZM132 204H131V208H132ZM147 206H145L146 208ZM157 207V206H156ZM164 207H162V209H165ZM185 207V206H184ZM256 207V210L257 209V206ZM70 208V207H69ZM129 208V207H128ZM127 208V209H128ZM144 208V207H143ZM150 209V207H147L146 209ZM153 209H155V207H151ZM205 208V209H206ZM246 208L249 209V207L246 206ZM252 208V207H250ZM262 208V207H260ZM73 209V208H72ZM139 209V208H138ZM144 210V209H141L143 211V221H141L142 223H144L145 225H148L150 222L152 223L153 221L156 220V218H160L161 216V213L160 215L157 213V210H153L151 213H149L150 211L149 210ZM166 209V211H167ZM175 209V207H174ZM173 209V210H174ZM187 209V208H185ZM216 209V208H215ZM39 210V208H38ZM71 210V209H69ZM133 210V208H132ZM137 210V209H136ZM134 211L135 213H133L134 215H131L135 218L136 215H138L137 213H140L139 211ZM197 210V209H196ZM252 209H250L251 211ZM255 210V209H253ZM255 210V211H256ZM124 211V210H123ZM168 211H170L168 209ZM167 211V213H168ZM175 211V210H174ZM211 211V210H210ZM253 211V212H255ZM128 213V211H125ZM185 212V211H184ZM189 212V210H188ZM197 212H200V210ZM259 212V210H258ZM260 212H261V209H260ZM132 213V212H131ZM187 213V212H186ZM246 213V212H244ZM248 213V212H247ZM246 213V214H247ZM129 214V213H128ZM127 214V215H128ZM190 214V212H189ZM197 214V213H196ZM203 214V213H202ZM218 216L219 214L216 213ZM243 214V213H242ZM260 214H264V210L262 211V213H259L258 216H260ZM170 215V214H169ZM220 215H221V212H220ZM248 215V214H247ZM245 215V216H247ZM160 216V217H159ZM172 216V214L170 215ZM188 216V215H187ZM216 216V215H215ZM217 216V217H218ZM230 216V215H229ZM256 216V218H260ZM124 217V216H123ZM126 217V216H125ZM139 217V221H138V218H137V221H138V225L139 223L141 224L140 220H141V215L138 216ZM164 216H162L163 218ZM182 217V216H181ZM206 217V216H205ZM207 217H208V214H207ZM263 217L264 219V215L261 216ZM60 217H58L59 219ZM195 218V217H194ZM211 218V217H210ZM229 218V217H228ZM231 218V216H230ZM57 219V222L59 223L61 219L58 220ZM129 218L127 217V219L125 218V220L127 221ZM209 219V218H208ZM219 219V218H217ZM261 219V218H260ZM259 219V220H260ZM124 220V221H125ZM229 220V219H228ZM232 219H230L229 221L231 222ZM132 221V220H131ZM227 221V220H226ZM225 221V222H226ZM246 221V219H245ZM123 222V223H122ZM128 222V221H127ZM191 223V221H189ZM187 223L189 225H191L190 223ZM204 222V221H203ZM257 222V221H256ZM61 223V222H60ZM59 223V224H60ZM132 223V222H131ZM196 223V222H195ZM218 223V222H217ZM235 223V222H234ZM251 223L250 222V226H251ZM255 223V222H254ZM258 224L260 223L257 222ZM56 224V223H55ZM128 225L125 226V227H128L132 224H130V219H129V222L127 223ZM130 224V225H129ZM193 226H189L188 227V231L191 233L192 231L194 232V230L190 231V229L192 227H194V225L197 227V224H194L192 223ZM206 224V223H205ZM213 224V223H212ZM219 224V223H218ZM233 225V222L231 223ZM249 224V223H247ZM257 224V225H258ZM261 224V223H260ZM137 225V224H136ZM201 225V224H200ZM254 225V224H253ZM263 225V224H262ZM118 226V227H119ZM144 225L142 224V227ZM206 226V225H205ZM209 226V225H208ZM212 226V225H210ZM224 226V225H222ZM261 226V225H260ZM60 227V225H59ZM58 227V228H59ZM120 227V228H122ZM123 227V228H125ZM140 227V225H139ZM145 227V226H144ZM207 227V226H206ZM228 227V226H227ZM255 227V226H254ZM257 227V226H256ZM208 228V227H207ZM128 229H130L128 227ZM146 229V228H145ZM206 229V228H205ZM209 229V228H208ZM207 229V231H208ZM212 229V228H210ZM216 229V228H215ZM214 229V230H215ZM229 229V228H228ZM233 230V228H231ZM60 230V228H59ZM127 230L124 229V231ZM133 230V229H132ZM131 230V231H132ZM141 230V229H140ZM181 230V229H180ZM227 230V229H226ZM231 230V231H232ZM70 231V230H69ZM128 231V230H127ZM125 231V232H127ZM142 231V230H141ZM217 231V230H216ZM130 232V231H129ZM144 232V231H143ZM141 232V233H143ZM64 234H66V231L63 232ZM122 233V232H121ZM131 233V232H130ZM140 233V234H141ZM175 233V232H174ZM207 233V232H206ZM208 233H211L208 232ZM216 233V232H215ZM220 233V232H218ZM144 234V233H143ZM194 234V233H192ZM196 234V232H195ZM194 234V235H195ZM199 234V233H198ZM214 234V233H212ZM240 234V233H239ZM244 234V233H243ZM252 234V232H251ZM117 235V234H116ZM123 235V234H122ZM208 235H211V234H208ZM218 234H216V237H217ZM226 235V234H224ZM246 235V234H244ZM190 236V235H189ZM193 236V235H191ZM212 237H214L215 235H211ZM232 236V235H231ZM243 236V235H242ZM255 236V235H254ZM70 238L71 237V234L70 235H66L64 236L63 238ZM116 237V236H115ZM122 237V238H123ZM188 237V236H186ZM194 237V236H193ZM212 237H209L207 239H209L208 241L210 240H213L214 238ZM221 237V236H219ZM218 237V238H219ZM238 237V236H237ZM247 237V236H246ZM222 238V237H221ZM232 238H235V237H232ZM239 238V237H238ZM245 238V237H243ZM205 239V243L208 245V241L206 242ZM223 239V238H222ZM237 239V238H236ZM104 240V241H103ZM120 240V239H119ZM129 240V239H128ZM127 240V241H128ZM196 240V239H195ZM194 240V241H195ZM203 240V239H202ZM200 240L199 242H204ZM221 240V239H220ZM224 240L226 241V238H224ZM228 240V239H227ZM243 241V239H241ZM240 240V241H241ZM247 240L249 241L248 243L250 244H253L254 243V238H253V235H250L248 236ZM69 241V240H68ZM83 241V242H82ZM125 241V242H127ZM193 241V242H194ZM198 241V240H196ZM218 241V240H216ZM214 241V242H216ZM224 241V242H225ZM229 241V240H228ZM227 241V242H228ZM238 241V240H237ZM237 241H236V244H237ZM82 242V243H81ZM129 242V241H128ZM164 242V241H163ZM187 242V241H186ZM192 242V243H193ZM197 243L198 244H201V243ZM225 242V243H227ZM68 243V242H67ZM138 243V244H137ZM195 246L196 245V242H194ZM204 243V245H205ZM247 243V244H248ZM257 243V242H256ZM79 244V246H78ZM121 244V243H120ZM159 244H161L159 242ZM190 244V243H189ZM218 244V243H217ZM240 246H241V242L239 243ZM188 245V244H187ZM203 245V246H204ZM224 244H222L223 246ZM233 245V244H232ZM77 249L73 250V252H71V250H69L71 247H75ZM78 246V247H77ZM195 246H192V247H195ZM202 246V247H203ZM221 246V244H220ZM218 246V248L220 247ZM221 246V247H222ZM245 245H243L244 247ZM128 248V249H131V248ZM134 247H137V248H134ZM142 246H140L139 248L144 251H146L144 248H141ZM200 247V248H202ZM224 247V246H223ZM226 247V246H225ZM228 247V246H227ZM253 247V246H252ZM251 247V248H252ZM191 248V247H190ZM198 249V247H196ZM195 249V252L199 253V251H196L197 249ZM245 248H248V247H245ZM254 248V247H253ZM252 248V249H253ZM56 249V248H55ZM136 249V250H135ZM193 249V250H194ZM222 249V248H221ZM220 249V250H221ZM135 250V251H134ZM139 250V251H141ZM164 250V249H163ZM184 250V249H183ZM249 250V248H248ZM129 251V250H128ZM143 251V254L145 255L146 253L148 254V252L146 251L144 253ZM161 251V250H160ZM246 251V249H245ZM131 252V251H130ZM132 253V252H131ZM246 252H242L241 250V254H244ZM250 253V252H247V254ZM253 253V252H252ZM250 253V254H252ZM256 252H254L253 255H255ZM261 253V252H260ZM138 253H136L137 255ZM235 254H238L239 256H235ZM234 254V258L235 260H237V263L233 262V259H230L233 264H241V262H239L241 259L245 260V257L243 258L242 255L240 254V251L239 253H235ZM248 254V256L250 255ZM133 255V253H132ZM135 255V256H136ZM143 255V256H144ZM199 255V254H198ZM197 255V256H198ZM245 255V254H244ZM261 255V254H260ZM75 256V257H74ZM140 258L141 257V254L139 255ZM197 256H196V259H197ZM231 254L228 256L230 257ZM248 256L246 257V259L248 258ZM252 256V255H251ZM262 256V255H261ZM146 257V256H145ZM145 257L143 259H145ZM205 257V256H203ZM209 257V256H208ZM206 257V260L207 258ZM236 257L238 259H236ZM253 257V256H252ZM255 257V256H254ZM50 258H52L50 260ZM148 258V256H147ZM146 258V260H147ZM195 258V257H194ZM231 258V257H230ZM240 258V260H239ZM149 259V258H148ZM151 259V258H150ZM149 259V260H150ZM153 259V258H152ZM169 259H172V258H169ZM180 259V258H178ZM184 259V258H183ZM55 260V261H54ZM108 260H110L108 262ZM139 260V258H138ZM144 260V261H146ZM175 260V259H174ZM193 260V259H192ZM254 260V259H253ZM257 260V259H256ZM50 261V262H49ZM144 261H142L144 263ZM173 261V259L171 260ZM171 261H168V264H172L170 263ZM193 261H196L195 259ZM199 263L201 264H204V262H202L201 260H197L196 263ZM260 261V260H259ZM53 262V263H52ZM107 262V263H106ZM113 262V263H112ZM141 262V263H142ZM177 262V261H176ZM187 262V261H185ZM245 262V261H244ZM242 262V263H244ZM253 262V261H252ZM264 262V261H263ZM262 262V263H263ZM142 263V264H143ZM150 263V262H148ZM175 263V261H174ZM179 263V261H178ZM188 263H190V259L188 261ZM192 263V262H191ZM190 263V264H191ZM195 263V264H196ZM198 263V264H199ZM206 263H211L213 264V261H206ZM228 263V262H226ZM261 263V262H260ZM147 264V263H146ZM165 264V263H164ZM167 264V263H166ZM182 264V263H181ZM186 264V263H185ZM214 264H216V262H214ZM221 264H224L223 262ZM246 264V263H244Z\"/></svg>",
	"mask_w": 264,
	"mask_h": 264
}]
</instances>
